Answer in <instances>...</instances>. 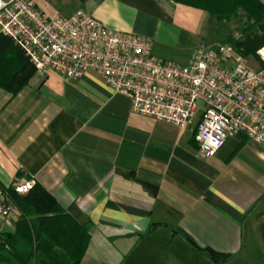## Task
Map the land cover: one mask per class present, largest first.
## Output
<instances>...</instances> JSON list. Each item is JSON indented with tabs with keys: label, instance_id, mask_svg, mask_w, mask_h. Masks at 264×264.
<instances>
[{
	"label": "crops",
	"instance_id": "1",
	"mask_svg": "<svg viewBox=\"0 0 264 264\" xmlns=\"http://www.w3.org/2000/svg\"><path fill=\"white\" fill-rule=\"evenodd\" d=\"M32 1L48 16L73 3ZM75 3L65 16L83 8L152 41L163 23L198 19L188 21L166 0ZM153 51L165 57L154 42ZM0 81V187L39 183L78 222L91 224L80 264H216L209 249L228 255L219 264H264L263 144L238 133L202 157L194 124L134 112L131 98L92 70L66 80L29 67L10 84L0 66ZM21 215L18 207L1 228L14 231ZM183 244L194 258H182Z\"/></svg>",
	"mask_w": 264,
	"mask_h": 264
},
{
	"label": "built area",
	"instance_id": "2",
	"mask_svg": "<svg viewBox=\"0 0 264 264\" xmlns=\"http://www.w3.org/2000/svg\"><path fill=\"white\" fill-rule=\"evenodd\" d=\"M0 34L11 36L35 68L66 80L95 71L132 110L187 127L202 157L238 133L264 145V66L245 62L228 42L201 46L187 64L157 56L150 37L112 29L83 8L48 16L32 0H0ZM257 54L264 62V45ZM27 193L31 180L13 183ZM17 205L0 189V222Z\"/></svg>",
	"mask_w": 264,
	"mask_h": 264
},
{
	"label": "trees",
	"instance_id": "3",
	"mask_svg": "<svg viewBox=\"0 0 264 264\" xmlns=\"http://www.w3.org/2000/svg\"><path fill=\"white\" fill-rule=\"evenodd\" d=\"M207 10L220 18L237 16L243 9L247 25L241 38L227 40L244 55L258 56L264 45V0H174ZM13 57H10V56ZM15 60V62L13 61ZM262 66L264 62L261 60ZM0 66L12 83L25 75L27 68L35 67L24 50L8 35L0 34ZM27 76V75H26ZM3 84V81H0ZM9 86V85H8ZM21 209L22 215L14 231L0 226V264H80L90 238L91 224H82L69 214L61 203L42 185L36 183L27 193H19L13 185L0 187ZM186 239L195 247L192 237ZM216 264L223 263L228 255L207 250Z\"/></svg>",
	"mask_w": 264,
	"mask_h": 264
},
{
	"label": "rangeland",
	"instance_id": "4",
	"mask_svg": "<svg viewBox=\"0 0 264 264\" xmlns=\"http://www.w3.org/2000/svg\"><path fill=\"white\" fill-rule=\"evenodd\" d=\"M166 1L171 2L176 9L182 11L188 21L191 20L193 15L198 18L197 23L193 24L190 22L181 26L179 21L182 18L178 17L176 22H166L160 25L155 33L153 42L155 46L161 49L165 54V57H159L179 64H186L190 54L198 47L211 46L226 42L230 39L241 38L243 29L246 28L247 25V16L243 9L239 10L237 16L233 15L228 19L220 18L217 15H211L207 10L202 8H196L174 0ZM68 2H71V0ZM76 4L75 0H73L70 6L63 8L59 13L66 15ZM195 24H197V26H195ZM176 27L182 29L184 33L182 37H179V34L176 33ZM236 50L241 58L249 65L253 67L262 66V62L257 56L253 54L247 56L242 54V48H236ZM188 249L189 248L183 244L181 248L183 259H187L188 255L189 258L195 257L196 254ZM189 251H191V255ZM197 257L198 261H203L204 259L202 254H198Z\"/></svg>",
	"mask_w": 264,
	"mask_h": 264
}]
</instances>
